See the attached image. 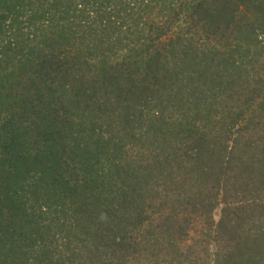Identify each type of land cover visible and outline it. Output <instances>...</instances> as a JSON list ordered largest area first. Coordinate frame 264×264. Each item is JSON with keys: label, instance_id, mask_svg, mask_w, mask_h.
Segmentation results:
<instances>
[{"label": "trees", "instance_id": "1", "mask_svg": "<svg viewBox=\"0 0 264 264\" xmlns=\"http://www.w3.org/2000/svg\"><path fill=\"white\" fill-rule=\"evenodd\" d=\"M0 264H264V0H0Z\"/></svg>", "mask_w": 264, "mask_h": 264}, {"label": "rangeland", "instance_id": "2", "mask_svg": "<svg viewBox=\"0 0 264 264\" xmlns=\"http://www.w3.org/2000/svg\"><path fill=\"white\" fill-rule=\"evenodd\" d=\"M221 101H223V100H221ZM221 101H219L218 103L220 104H218V105H215L216 106V108L218 109V111H219V117H221L220 115H221V111H222V109H223V102H221ZM175 113V112H174ZM219 117H217V118H219ZM220 215V210H217L216 212H215V217L216 218H218V216Z\"/></svg>", "mask_w": 264, "mask_h": 264}]
</instances>
